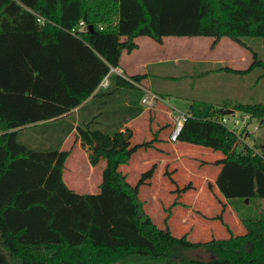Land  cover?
<instances>
[{
    "label": "trees",
    "instance_id": "trees-1",
    "mask_svg": "<svg viewBox=\"0 0 264 264\" xmlns=\"http://www.w3.org/2000/svg\"><path fill=\"white\" fill-rule=\"evenodd\" d=\"M138 37L159 44L166 37H211L212 48L226 37L247 48V40L264 39V0H0V65L13 61L12 47L32 63L53 58L66 91L53 102L79 105L25 127L33 120L24 122L18 108L0 100V264H264V216L242 215L244 200L264 199V159L246 144L237 149L238 136L212 119L231 109L263 122L264 104L192 100L174 142L221 154L215 185L237 212L242 235L227 228V238L206 242L174 236L152 221L139 197L156 166L135 184L119 170L156 142L157 132L131 144L132 131L124 127L143 111L139 86L147 74L125 78L111 71L123 52L137 49ZM255 67L264 78L255 54L244 70L221 69L245 75ZM105 77L108 85L101 87ZM73 130L92 166L105 161L97 193H76L63 181L70 152L61 146ZM188 189L174 190L176 199Z\"/></svg>",
    "mask_w": 264,
    "mask_h": 264
},
{
    "label": "crops",
    "instance_id": "crops-1",
    "mask_svg": "<svg viewBox=\"0 0 264 264\" xmlns=\"http://www.w3.org/2000/svg\"><path fill=\"white\" fill-rule=\"evenodd\" d=\"M166 38H164L160 44L154 42L148 37L136 38L135 42L137 44V49L129 54L123 52L120 56L119 67L115 68V70L111 69V71L125 78L133 75L147 74V77L141 81L143 87L148 85L147 82H149L150 78L151 80L160 79L166 81L168 76L160 75L154 69H151V72L149 71L151 66L174 61L170 60V58L176 53L175 46L180 42L176 40L168 42V39ZM211 39L212 41L210 42V45L213 42V38ZM226 41L232 43L231 47H233V51H236V48H239L241 50L240 53H242L241 56H243L244 47L232 42L228 38L227 40H222L221 38L213 49L209 48V53L211 50L221 51V46ZM167 49L170 50L169 53H165V55H163V53L159 54L160 51L165 52ZM244 50L245 52L249 51L247 48H244ZM226 53H220L219 58H217L216 61L207 60V62L202 61L200 63L211 62L210 65H212V67H216L221 71L222 67H229L236 70L246 69V67H244L245 64H243L246 63L245 56L241 57V62L239 60L238 63L229 64L224 60V57L228 55ZM11 54L13 56V61L10 64L0 65V97L3 103L18 108V117L21 120L24 122L33 120L32 123L26 124L25 127L52 122L68 115L69 113L77 111L79 105L75 108L67 109L53 102L55 95L62 97L66 94L65 89L59 85L58 75L54 69L53 58L39 60L36 63H32L13 47ZM116 69L119 70V72L116 71ZM5 81L6 83H4ZM238 88L241 87L238 86ZM147 90L150 91L149 89ZM233 90L235 98L232 99L236 100L229 101L228 103L225 99L227 104L224 103V105L231 106L230 104L233 103H242L240 100L243 98L237 96L234 88ZM150 92L163 98L169 96L162 90H160V92ZM238 92L242 93V90L238 89ZM243 96H245V93ZM191 101L192 99L188 100V106ZM84 102H86V100L82 101V104ZM139 105L142 106L143 111L136 118L130 120L124 125V127H127L132 131L130 142L131 144H135L140 143L142 140L147 141V138H151L152 134L157 132L156 142L153 143V147L149 148L150 150L146 149L150 152L144 153L145 149H141L134 153L126 164L119 167V170L126 176V179L130 184H135L140 174L148 165L153 163L156 166L152 178L146 183L147 185L141 186L139 191V197L143 202L144 210L150 216L152 221L161 229L168 227L174 236L185 235L192 242H206L211 238H227L229 236L227 228L234 236L244 234L245 229L237 216V212L231 205L232 203L222 197L215 185V179L221 169L220 165L202 166L199 169L200 174L202 173L199 175V178L202 179L201 184H194L187 191L181 193L177 199L176 194L171 190V186L174 184L169 183L166 176L163 175V169L169 163L171 167L174 166L172 168L173 170L177 168V174H180L181 176H175H179V180L183 179L184 176L191 177L188 176V168L190 164H192V160H189L190 152H200V157L208 158L207 160L209 162H215L216 160L221 159V154L200 146L169 142L167 138L172 123L169 121L168 117L167 119L165 115L160 114L159 108H162V106L158 103L154 104L153 107L145 106L141 102ZM160 116L162 122L157 121ZM74 134H76L75 130L64 139L61 146V150L70 152L62 174L63 181L76 193H97L98 188H90L87 182H96V187H98L101 180V173L105 166V161L100 160L97 165L92 166L88 162L86 151L81 148L80 142L76 136H73ZM70 137L74 139V153L68 148L67 142ZM75 154L80 158L81 167H79L77 157L73 160ZM68 169L71 170L70 179L67 177L69 174ZM81 169L84 170L82 171ZM195 176L196 174L194 171L192 177ZM78 179H80V182L78 183H81V186L76 184ZM165 190L166 193H164ZM214 198L217 202L213 201ZM244 202L246 201L244 200ZM171 206V215L167 223L164 222L165 218H162V220L160 218L157 221L154 220L152 214H155V212L157 214L161 209H169ZM220 209L223 210L221 215L222 220L214 219V215H217ZM152 210H155V212Z\"/></svg>",
    "mask_w": 264,
    "mask_h": 264
},
{
    "label": "rangeland",
    "instance_id": "rangeland-1",
    "mask_svg": "<svg viewBox=\"0 0 264 264\" xmlns=\"http://www.w3.org/2000/svg\"><path fill=\"white\" fill-rule=\"evenodd\" d=\"M166 39H168V42L171 40L180 42L178 44L179 46H175L176 53L172 58H170V60L174 61H169L170 63L151 66L149 71L151 72V69H154L160 75L168 76V79L166 81H162L160 79L151 80L150 78L149 82H147L148 85H146L145 88L149 89L150 91L160 92V90H162L167 93V95L169 96H166V102L171 108L175 109V111H178L179 113H186L188 109L189 99L205 101L207 103L213 104L216 107L224 105V103H226V100L228 101V103L229 101H235L236 99H232L235 98L233 88L235 89L237 96L243 98L241 100L239 99L240 102L264 104V78H261L263 69H261L260 67H255L245 75H234L231 73H226L223 70L221 71L216 67H212V65H210L211 62L200 63L202 61L207 62V60L216 61L217 58H219V54L222 52H228L226 53L228 55L224 57V60H226L229 64L238 63L239 60L241 62V57L245 56L246 63L243 64H245L244 67L247 68L252 62L253 54H255V56L259 60L264 62V39L252 38L247 40V50L249 51H246V53L243 48V56H241L242 53H240L241 50L239 48H236V51H233V47H231L232 43L230 41H226L224 44H222L221 51L211 50V52L209 53V48L213 49L210 45V42L212 41L211 37H168ZM222 40H227V38H222ZM169 51V49H167V51L165 50V52L160 51L159 54L163 53V55H165V53H169ZM238 86H240L241 88H238ZM238 89H241L242 93H245V96H243L242 93L238 92ZM230 105H234V103ZM161 109L165 110L164 108ZM234 115L236 118H239L238 125L235 129H233L231 126H229L228 128L236 132L240 138L241 142L239 140L237 141V149H241L243 147L242 144H246L250 146V148H252L253 152L260 156H264V151H262L260 148V146L264 144V121L261 122L259 119L252 118L250 116L245 119L243 115L246 114H243L240 111H234ZM157 121L162 122L161 116ZM38 132L39 131L37 130L35 134L36 136H40ZM73 136H76V134H74ZM22 140L24 139L22 138ZM73 140L74 139L70 137L67 143L69 150L73 151L74 153L75 150H73ZM147 140H150V138H147ZM141 142H144V140H142ZM149 150L145 149L144 153L150 152ZM199 153L200 152L198 151L189 153V160H192V164H190L188 168V176L191 177L184 176L183 179L179 180L180 177L175 176L180 175L177 174V168L173 170L172 168L174 166L171 167L169 163L163 169V175L166 176L168 182L174 184L173 186H171V190H173V193L174 190H180L185 186H189V188H191L194 184H201L202 179L199 178V175H201L202 173L200 174L199 169L202 166L207 167V165H214L213 161L209 162L207 160L208 158L200 157ZM75 157H77L79 161V167H81L79 156L75 154L73 156V160H75ZM152 165L154 164L151 163L150 165H148L145 170L150 168V166ZM81 170L83 171L84 169ZM194 171L196 176L192 177V173H194ZM68 172L69 174L67 175V177L68 179H70L71 170L68 169ZM78 182H80V179L76 181V184L81 186V183ZM87 183L90 188H98L96 187V182L90 183L89 181ZM164 193H166V190L164 191ZM213 201H216V199L214 198ZM247 202L248 201L244 202V205H246V207L242 210L243 216H264V200H256L254 202H251L250 204ZM171 210L172 206L169 207V209L159 210L160 213L158 212L157 214L155 210H152L153 212H155V214H152V216L155 221L160 218L161 220L162 218H165L164 222L167 223L171 215ZM220 213H223L222 209L219 210L218 214ZM217 215H214V217Z\"/></svg>",
    "mask_w": 264,
    "mask_h": 264
},
{
    "label": "built area",
    "instance_id": "built-area-1",
    "mask_svg": "<svg viewBox=\"0 0 264 264\" xmlns=\"http://www.w3.org/2000/svg\"><path fill=\"white\" fill-rule=\"evenodd\" d=\"M37 21L39 23H43L44 20L43 18L41 17H37ZM80 27L81 29L83 28V25L80 24ZM112 70H115V69H112ZM116 71L119 72V70L116 69ZM108 85V79L107 77L103 78V80L101 81L100 83V86L101 87H106ZM142 90H144L145 92V95L142 97L141 99V103L145 106H152L156 103L160 104V105H163L165 106V110H164V113L165 115L171 120L172 122V128L168 134V141L171 142V143H174L176 142V139H177V136L182 128V125L183 123L185 122V120L187 119L188 117V114L187 113H179L178 111H175V109L171 108L167 102H166V99L163 98V97H160V96H157L156 94L148 91L147 89H145V87L143 86H139ZM249 115H243V117L245 119L248 118ZM214 121H218L219 123H221L222 125L226 126V127H229L231 126L233 129L236 128V126L238 125V122H239V118H236L234 113L231 114V115H220V116H214L212 118ZM230 130V129H229ZM233 131V130H231ZM234 132V131H233ZM236 135L237 133L234 132ZM238 136V135H237ZM238 139L240 141V138L238 136ZM241 142V141H240ZM263 159H264V156H261Z\"/></svg>",
    "mask_w": 264,
    "mask_h": 264
},
{
    "label": "water",
    "instance_id": "water-1",
    "mask_svg": "<svg viewBox=\"0 0 264 264\" xmlns=\"http://www.w3.org/2000/svg\"><path fill=\"white\" fill-rule=\"evenodd\" d=\"M87 29H91V26H88L87 27ZM224 115H231V114H233V110H231V109H226L225 111H224V113H223ZM263 148H264V145H263ZM245 201H247V200H245Z\"/></svg>",
    "mask_w": 264,
    "mask_h": 264
}]
</instances>
